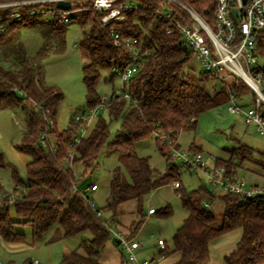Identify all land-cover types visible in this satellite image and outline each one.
I'll use <instances>...</instances> for the list:
<instances>
[{"label":"trees","instance_id":"trees-1","mask_svg":"<svg viewBox=\"0 0 264 264\" xmlns=\"http://www.w3.org/2000/svg\"><path fill=\"white\" fill-rule=\"evenodd\" d=\"M136 1L140 7L128 12L125 20L116 21L111 26L136 37L142 50L149 48L151 54L145 57L140 69L123 83V91L132 98H126L124 93L117 94L113 89L110 100L104 106L109 120L100 117L93 129L74 145V163H81L85 168L96 166L97 157L105 144L108 149L122 150L127 159H132L130 182L123 181L120 167L113 171L110 199L105 206L111 212V219L116 217L120 203L137 198L141 204L144 196L153 189L177 181L180 166L169 160L172 151L179 146L176 142L179 131L195 128L198 116L219 104V100L204 86V83L215 79L213 75L200 73L198 83L187 79L185 66L194 54L182 45V36L177 29L168 32L169 22L155 9L166 7L184 22L191 19L189 13L163 0ZM182 1L213 24L218 0ZM77 6L80 7V4ZM71 23H78L83 28L80 41L84 57L82 73L90 108L101 102L96 85L102 71L113 70L115 77L120 76L130 63L128 48L115 45L112 27H104L100 14L86 7L76 11L74 7L69 22L57 20L44 23L29 18L8 24L0 33V47L21 27L38 28L43 37L42 47L17 63L4 64L0 54V109L21 110L24 113L26 127L15 149L30 157L25 177L17 169L12 171L15 183L20 185L18 192L21 195L14 201L8 196L0 197V235L9 242L23 241L25 234L16 226L28 224L33 229V238L39 239L59 221L63 237L82 232H89L91 236L83 239L77 249L64 252L58 264H103L100 259L112 236L106 225L109 219L99 215L98 211L102 210L93 208L74 189L79 179L74 169L63 162L81 122L72 118L64 131L59 130L56 117L64 93L56 85L46 84L41 79L43 59L49 53L65 49L66 30ZM228 83L236 96L244 94V83L233 77L228 79ZM261 112L264 115V107ZM114 120H120V126L114 138L108 140L110 124ZM45 132L55 136L56 152L52 151L49 139L45 145L40 142ZM151 136L155 137L160 152L167 157L168 165L164 173L156 174L149 157L135 154L136 142ZM44 146L49 147L48 152ZM253 150L246 145L233 149L229 159L219 158L216 165H225L231 174L238 175L236 168L242 165L243 160L253 156ZM3 158L4 154L0 151V165H4ZM176 191L188 211V216L172 238L174 249L182 252L177 264H208L210 241L237 228L243 230L242 237L233 251L224 257V263L264 264V200L213 192L206 186L188 191L180 182ZM217 199L224 204L223 220L219 226L215 225L216 216L211 206H205V203ZM170 213L169 205L160 210L162 216ZM142 222L141 219L135 229ZM80 248L86 254H81L78 251Z\"/></svg>","mask_w":264,"mask_h":264},{"label":"rangeland","instance_id":"rangeland-1","mask_svg":"<svg viewBox=\"0 0 264 264\" xmlns=\"http://www.w3.org/2000/svg\"><path fill=\"white\" fill-rule=\"evenodd\" d=\"M83 37V28L78 23L68 24L66 30V47L62 52L49 53L43 59L42 82L54 84L64 93V98L58 106L57 126L64 131L70 124L71 119L77 115L88 114L92 108L86 100V87L83 81L82 66L84 57L80 50V41ZM43 44L42 33L38 28L21 27L11 34L10 39L0 47L1 59L4 64L17 63L29 55L37 52ZM187 79L193 83L199 82L202 66L194 56L185 66ZM204 86L219 100V104L207 111L202 112L197 119L195 128H186L179 131L177 136L178 148L171 154L172 163L180 166V176L177 179L188 191L206 186L209 190L216 192V187L208 181L205 172L201 168L195 169L184 164V158L177 156L178 152H186L193 157L200 152L203 161L213 168L217 159H229L231 150L243 145L252 147L253 156L243 160L241 166L237 167L238 176L250 183L264 185V135L260 134L255 125L248 124L243 113H232L229 104L232 102L225 84L217 78L204 83ZM97 90L110 94L116 87H121L120 76H114L113 70H103L97 82ZM254 94L250 87L246 86L242 96H236L235 102L247 109L252 105ZM104 117L109 120L106 107H100L98 116L89 125L85 135L95 126L97 120ZM120 120H114L110 124V135L112 140ZM26 127L25 115L21 110L0 109V151L4 154V165H0V197L8 196L14 192L15 181L12 177L13 169H17L22 177L26 176L23 166L15 160L8 147H14L20 141L22 131ZM76 136H82L79 129ZM49 141L54 145L55 136L49 134ZM170 143V142H169ZM48 152L49 147L44 146ZM137 156H147L156 174L167 170V157L163 155L154 136L139 140L134 145ZM23 155V154H22ZM25 160L30 157L23 155ZM133 165L132 159H127L122 150L108 149L103 147L97 157V164L93 168H85L81 163H74V172L79 183V188L90 187L96 183L99 189L90 191L92 202L97 209L102 210L105 218H110L111 212L106 209L110 199V184L115 168L120 167L124 182H130V169ZM153 189L144 196L143 209L146 211L154 207L158 212L151 218H146L142 224V234H175L177 228L188 216V211L183 206L181 198L176 191L174 183ZM169 205L171 213L162 216L160 210ZM214 211L215 225L219 226L223 220L224 204L220 200L208 203ZM15 217L14 213H12ZM143 220V217H141ZM140 219V220H141ZM17 230L22 231L25 236L23 241L13 243L4 240L0 235V264H29L31 260H38L46 264H58L64 252L77 249L81 241L91 236L89 232H82L73 236L63 237V228L59 221L39 239L33 238V229L28 224H18ZM171 243L172 236L169 238ZM4 244V245H3Z\"/></svg>","mask_w":264,"mask_h":264},{"label":"built area","instance_id":"built-area-1","mask_svg":"<svg viewBox=\"0 0 264 264\" xmlns=\"http://www.w3.org/2000/svg\"><path fill=\"white\" fill-rule=\"evenodd\" d=\"M60 1L70 3V9H64L58 5ZM169 4L178 5L189 13L191 19L187 22L176 17L170 9L158 7L157 14L169 22L168 32L177 29L182 36V45L192 51L202 66V72L213 75L221 83L225 84L232 102L229 110L232 113H243L248 124L255 125L257 131L264 135V115L261 108L264 107V0H218L214 13L213 24L205 16L199 14L195 9L186 5L182 0H163ZM80 4V7L77 6ZM85 7L100 14V20L104 27H110L116 21H123L127 13L140 7L136 0H0V33L4 32L10 23L36 18L44 23L54 21L69 22L72 13ZM112 27V26H111ZM111 34L114 43L118 47H126L130 52V63L120 74L121 87H116L117 94L124 93L126 98L132 96L123 91V83L136 73L146 56L151 54L149 48L142 50L141 43L134 36L124 34L122 31L112 27ZM230 77L241 81L250 87L254 94L252 105L243 109L235 102L236 93L232 91L228 83ZM110 94L103 93L101 102L92 108L88 114L77 115L75 121L81 122L80 130L82 136L74 137L68 146L67 154L63 160L64 164L74 169L75 144L85 136L92 120L98 116L99 108L104 107L110 100ZM34 104H37L34 101ZM49 133L45 132L40 138L42 144L47 143ZM56 152V146H51ZM177 156L184 158V164L195 169L204 170L208 181L213 184L217 191L239 195L245 199L264 200V185L250 183L246 179L231 174L225 165H215L210 168L202 159L200 152L190 157L186 152H178ZM175 188L179 182L174 183ZM20 185L16 184L14 192L8 197L14 201L21 195L18 192ZM98 188L96 183L90 187L79 188L74 185L83 198L97 209L92 202L90 191ZM205 206H210L205 203ZM149 213L156 212L150 207ZM103 215L102 211H98ZM106 225L112 235H116L113 228V220H107ZM162 249H165V240H158ZM119 243L128 254V259L134 264L140 263L134 249L139 246L137 241L130 240L125 236H119ZM164 256V255H163ZM29 264H46L38 260Z\"/></svg>","mask_w":264,"mask_h":264},{"label":"crops","instance_id":"crops-1","mask_svg":"<svg viewBox=\"0 0 264 264\" xmlns=\"http://www.w3.org/2000/svg\"><path fill=\"white\" fill-rule=\"evenodd\" d=\"M8 150L11 151L12 157L18 161L20 166L26 169V164L29 160H25L23 155L12 146L8 147ZM98 189L99 186L96 190ZM156 213L157 211L154 213L145 212L143 200L140 204L137 198L120 203L117 206L116 217L113 219V228L118 234L111 236L101 256V262L103 264H124L126 260V264H134L128 259L127 252L119 243V236H125L139 243L134 252L140 263L177 264L182 257V252L174 249L173 240L171 243L169 241V238L171 236L173 238L174 234H142V224L145 219L151 218ZM141 217H143V222L135 229ZM242 233L243 230L237 228L212 239L209 243L210 260L208 264H225L224 257L233 251L240 241ZM160 238L165 240V249H162L158 242ZM78 251L81 254H86L82 248L78 249Z\"/></svg>","mask_w":264,"mask_h":264},{"label":"water","instance_id":"water-1","mask_svg":"<svg viewBox=\"0 0 264 264\" xmlns=\"http://www.w3.org/2000/svg\"><path fill=\"white\" fill-rule=\"evenodd\" d=\"M58 5L64 9H70V3L67 1H60Z\"/></svg>","mask_w":264,"mask_h":264}]
</instances>
